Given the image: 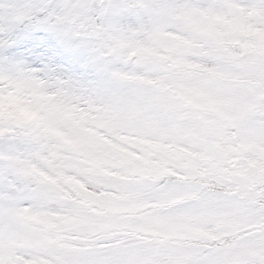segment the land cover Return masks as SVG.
<instances>
[{
	"label": "snow or ice",
	"instance_id": "6c2138e0",
	"mask_svg": "<svg viewBox=\"0 0 264 264\" xmlns=\"http://www.w3.org/2000/svg\"><path fill=\"white\" fill-rule=\"evenodd\" d=\"M0 264H264V0H0Z\"/></svg>",
	"mask_w": 264,
	"mask_h": 264
}]
</instances>
